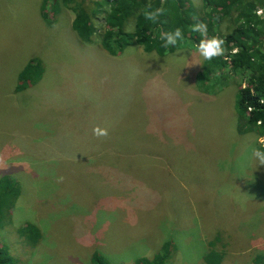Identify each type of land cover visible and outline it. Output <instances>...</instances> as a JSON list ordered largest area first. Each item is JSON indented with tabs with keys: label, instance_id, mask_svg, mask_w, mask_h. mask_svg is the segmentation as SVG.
Segmentation results:
<instances>
[{
	"label": "rangeland",
	"instance_id": "374dc122",
	"mask_svg": "<svg viewBox=\"0 0 264 264\" xmlns=\"http://www.w3.org/2000/svg\"><path fill=\"white\" fill-rule=\"evenodd\" d=\"M189 2L201 16V0ZM39 12V0H0V177L21 187L1 221L7 255L16 264H89L98 252L133 264L164 245L168 264H204L210 249L219 264L264 255V165L251 156L264 139L239 135L233 110L243 76L202 95L196 47L159 57L127 46L111 56L99 45L102 20L86 45L69 16L53 30L40 27ZM34 53L43 79L13 95L14 74ZM136 150L148 157L143 168ZM115 163H129L135 185L105 168ZM26 222L39 228L37 243L20 236ZM213 222L223 223L217 233Z\"/></svg>",
	"mask_w": 264,
	"mask_h": 264
},
{
	"label": "trees",
	"instance_id": "16d2710c",
	"mask_svg": "<svg viewBox=\"0 0 264 264\" xmlns=\"http://www.w3.org/2000/svg\"><path fill=\"white\" fill-rule=\"evenodd\" d=\"M156 9H162L163 12L155 20L145 18V12H154ZM261 9H264V0H201L202 13L197 17V11L189 0H39V19L41 28L46 26L54 30L61 18L69 16L71 29L77 40L86 45L92 43V37L96 33L95 21L102 20L106 32L99 34V45L109 55L116 56L127 46H139L144 52L159 57L182 49L194 50L196 38L200 34L192 31V25L203 21L208 25L209 37L220 36L224 39L225 51L222 56L201 62L194 79L198 93L211 95L213 91L228 85L231 74L242 75L246 84L240 85L233 101L236 131L239 135L254 134L258 139H264V14H257ZM65 10H69L71 15L66 14ZM130 19H133L134 31L125 30ZM176 28L182 29L183 41L178 42L175 47H166L161 39L162 33ZM34 56L35 53L28 54V61L16 70L13 95L20 96L21 92L34 89L42 81L43 63ZM50 69L52 74H56L54 67L50 66ZM262 143H257L255 148L264 149V142ZM143 148L144 146L139 147ZM136 153L142 163L139 168H143V163L148 161L146 152L137 150ZM128 165L129 163H115L105 168H113L112 174L115 173L121 182L135 185ZM17 180L11 175L0 177V229L3 227V215L12 211L21 195ZM217 203L218 201L215 205ZM218 213L227 216L222 211ZM210 216L217 217V213L212 212ZM222 227V222H213L211 225L216 233ZM18 232L29 244L37 243L41 238L39 228L31 222H26ZM170 254V246L164 245L152 259L140 258L133 264H168ZM203 259L204 264H219L221 256L216 250L210 249ZM0 264H16L1 246ZM89 264L109 263L103 255L94 252ZM250 264H264V255L255 257Z\"/></svg>",
	"mask_w": 264,
	"mask_h": 264
},
{
	"label": "clouds",
	"instance_id": "9594fccd",
	"mask_svg": "<svg viewBox=\"0 0 264 264\" xmlns=\"http://www.w3.org/2000/svg\"><path fill=\"white\" fill-rule=\"evenodd\" d=\"M163 12L162 9H156L154 12H145L144 16L148 20H155L157 16L161 15ZM258 15L264 14V9H261L257 13ZM126 31H134V24H130L126 29ZM192 31L198 32L202 39L196 45L197 51L199 55L205 61H209L214 57L224 55V39L220 36H211L208 35V25L203 21H198L192 25ZM161 39L164 41L165 46H177L178 42L183 41V31L180 28H176L172 31H166L162 33ZM94 134L98 136L107 135L106 129H101L96 127L93 129ZM251 156L257 161V165H264V149L261 148H253L251 151Z\"/></svg>",
	"mask_w": 264,
	"mask_h": 264
},
{
	"label": "crops",
	"instance_id": "0c3cea01",
	"mask_svg": "<svg viewBox=\"0 0 264 264\" xmlns=\"http://www.w3.org/2000/svg\"><path fill=\"white\" fill-rule=\"evenodd\" d=\"M137 151V150H136Z\"/></svg>",
	"mask_w": 264,
	"mask_h": 264
}]
</instances>
